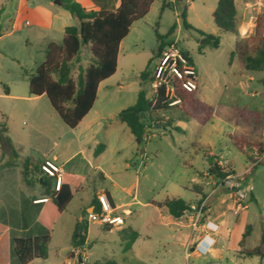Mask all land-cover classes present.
<instances>
[{"label": "rangeland", "instance_id": "rangeland-1", "mask_svg": "<svg viewBox=\"0 0 264 264\" xmlns=\"http://www.w3.org/2000/svg\"><path fill=\"white\" fill-rule=\"evenodd\" d=\"M2 1L0 127L7 128L20 161L30 155L43 158L47 154H58V163H62L78 145L92 160L88 163L78 156L65 163L66 170L83 176V188L55 224L48 258L29 264H264L258 257L240 255L244 248L258 245L263 232L264 155L250 156L251 150L241 152L231 141L233 135L264 140L261 135L264 128V69L248 71L234 55L238 37L219 30L213 20L218 0L177 1L174 7L164 9L163 3L171 0H155L149 13L132 26L123 41L118 72L107 82L109 87L102 86L94 111L75 129L63 122L46 96L38 99L30 95L28 79L40 55L38 49L26 44L24 30L13 32L9 21L13 16V0ZM235 2L238 8L236 21L240 37L244 38L253 34L255 28L244 34L240 0ZM184 6L188 8V28L179 17ZM172 29L174 31L170 33ZM200 31L219 37V46L215 48L211 41H206ZM156 32L166 42L176 38L180 49L189 54L198 75L197 96L211 105L214 113L210 123L200 125L194 120L180 118L176 107L159 112L164 119L169 117L172 125L180 127L181 131L154 126L149 138L138 144L128 126L119 120L118 112L135 104L142 88H147L150 96V81H143L140 74L153 57L150 72L153 73L158 64ZM91 62L89 48H83L71 68V76L76 79ZM99 144L105 145V149L96 160L92 150ZM0 152L1 216L3 209L17 208L23 191L28 188L19 170L20 161L14 159L13 163L11 149L1 136ZM208 154L215 157L212 164L224 166L229 174L234 170L235 174L244 176L242 189L246 196L242 199V208H238L233 190L226 201L218 199L224 192L219 182L227 175L220 177L210 171ZM97 162L102 169L95 168ZM101 172L106 174L105 178ZM201 175L206 177L204 187L214 194L208 200L209 209L202 220L214 212L227 218V222L226 233L219 234L222 242L213 246L219 248L218 251L198 256L192 247L186 250L171 237V227L147 226L146 221L158 213L150 204L151 200L180 196L197 202L199 195L195 185H203ZM106 189L111 192L116 205L130 202L119 207L117 213L125 218L122 226L127 231L131 228L139 232V238L129 247L126 230L121 234L113 227L112 231L104 229L99 235L90 232L83 251H71L77 219L82 214V221H86V206L96 192ZM88 210L92 211V206ZM91 224L94 228V223ZM246 229L250 234L241 247ZM1 247H4L3 243ZM80 256L82 263L78 261Z\"/></svg>", "mask_w": 264, "mask_h": 264}, {"label": "trees", "instance_id": "trees-1", "mask_svg": "<svg viewBox=\"0 0 264 264\" xmlns=\"http://www.w3.org/2000/svg\"><path fill=\"white\" fill-rule=\"evenodd\" d=\"M60 1L62 6L78 21V24L65 29V36L60 45L53 43L48 46L45 60L29 76L28 85L31 96L46 95L63 122L69 128L74 129L93 108L99 85L116 73L121 42L129 35L133 24L145 18L155 0H120L115 10L100 11H88L80 3L72 0ZM176 3L177 0L164 2L162 9L174 7ZM187 12L188 8L184 6L179 14L186 28L189 27ZM237 16L238 8L235 0H218L217 8L213 12L215 25L219 30L230 32L238 37L235 42L234 55L238 56L241 65L246 70L262 71L264 69V11L258 16L253 34L244 38L240 37ZM173 31L172 29L170 33ZM200 33L206 37V41H211L215 48L219 46V37L201 31ZM156 37L158 41L156 55L159 56L169 42L164 41V37L158 32H156ZM86 47L89 48L92 62L85 71H80L75 79L71 76V68L75 60L79 59L82 49ZM185 54L189 56L187 52ZM153 58L140 74L143 81L153 80V73L149 70ZM189 59L193 62L190 56ZM176 98L180 102L175 106H170V100L164 97L162 90L153 99H149L147 88H142L135 104L118 113L119 120L128 126L138 144L149 138L150 129L156 124L164 129L171 128L181 131L180 127L173 126L169 119H164L162 115H159V112L173 107L180 111V118L194 120L200 125H206L212 121L213 108L198 98L197 91H190L179 85L176 89ZM141 112L146 115L143 119ZM0 136L7 142L13 157L17 158L18 153L10 141L6 127H0ZM231 141L241 152L255 150L259 155L264 154V141L260 139L233 135ZM104 148L105 145H98L95 148V154L98 155ZM207 156L215 159L213 155L208 154ZM247 158L250 157L247 156ZM42 163H37L32 157H27L21 164L23 182L28 188L39 185L43 189L42 197L23 195L20 208L2 211L6 219L2 222L11 227L10 256L15 264H29L37 259L48 258V245L52 239L54 226L70 202L83 188V176L65 171L56 189V178L44 174L41 169ZM212 165H215L217 169L210 168V171L217 176L225 177L229 174L217 163ZM233 173L235 174L234 171ZM195 188L198 193L202 194L200 186L195 185ZM41 199L45 200L34 202ZM154 204L158 208H166L175 218L183 216L186 211L190 210V203L181 197H167ZM93 205L96 210L97 200L95 198ZM84 213L87 212L84 211ZM18 230L25 232L20 235L17 234ZM262 230L259 244L250 249L244 248L240 251L241 256L258 257L264 261V224ZM125 232L128 233L129 247H131L138 236L137 232L131 228ZM249 234L246 229L241 240V247L244 246L245 238ZM87 235L88 222H78L73 233V246L83 251Z\"/></svg>", "mask_w": 264, "mask_h": 264}, {"label": "crops", "instance_id": "crops-1", "mask_svg": "<svg viewBox=\"0 0 264 264\" xmlns=\"http://www.w3.org/2000/svg\"><path fill=\"white\" fill-rule=\"evenodd\" d=\"M72 1L80 3L88 11H90V10H94V11L115 10L120 4V0H72ZM251 1L252 0H240V5L242 8V11H241L242 21L244 22V24L242 26L243 28L247 27L249 15L253 11L252 8H250L249 6L246 5L248 2L250 3ZM255 1H257V0H253V2H255ZM253 2H251V3H253ZM12 4H13V16L10 17L9 21H10V24L12 25L13 32L24 30L25 31L24 36H25L26 44L30 45L33 48L35 47V49H38V54L40 55V57L37 58L38 60L35 64V67L33 68L32 72H31V74H33L36 67L45 60L46 50H47L48 46L50 44H53V43L60 45L63 42L64 36H65V29L69 26H76L78 24V22H75L76 19L62 6L61 1H60V3H56V0H13ZM3 7H4V3L2 0H0V12L3 9ZM263 11H264V9H263ZM263 11H262V13H263ZM1 19L2 18L0 17V24H1ZM250 30L252 32L253 29H250ZM123 41L120 44L119 55H118V66H117L116 73L112 77L103 81L99 85L98 93H97V99L93 105V108L82 119V121L79 123V125L82 124L87 119V117L91 114L92 111H94V108H95L96 103L98 101L99 93H100L102 86H105V88H108L109 85L107 84V82L117 74L118 68H119L120 50H121V46H122ZM45 96L46 95L33 96V97L41 99ZM13 97H19V96L13 95ZM243 108H247V107H243ZM166 118L168 119L169 117H166ZM178 119H180V118H178ZM173 126H176V125H173ZM262 130L263 131H262L261 135H262V137H264V128ZM154 134L155 133H153L152 136H154ZM252 139H254V138H252ZM260 140L264 141L263 139H260ZM70 146L71 145L68 144V147H70ZM104 149L98 155L95 154V150L93 149L92 150V156L95 157L96 160H98L102 156V154L104 153ZM90 150H91V148H90ZM0 154H1V152H0ZM249 154H250V156H252L253 154H258V152L255 150H251ZM78 156H81L82 160H84L88 163H90L92 161L89 159V156L87 154H85V152L83 151V149L80 145H78V148L75 151H73L68 156V158H66L62 163H58V161L60 160V156L58 154H52V155L47 154L43 158H35L32 155L27 156V157H32L37 163H42L45 160L53 161L57 165L62 167L63 173H64L65 171H69V170L65 169V166H64L65 163H69L70 161L77 158ZM27 157H25V158H27ZM25 158H23V160ZM14 159H18L20 161V159L18 157L17 158L13 157V163L15 161ZM23 160L20 161L21 164H22ZM220 163H221V166H223L222 165L223 162L221 161ZM21 164L19 167L20 173H21ZM95 168L96 169H102L101 164L99 162H97L95 164ZM223 168H224V166H223ZM232 171H234V170H232ZM69 172L76 173L74 171H69ZM203 172H204V170L199 172V174H201ZM101 174H102L101 176L103 178L106 177V174H104L103 172H101ZM201 178L203 180V185H198V186L201 187L202 194L196 192L199 195V197L196 199L197 202H198V200H200L202 198L203 195H206L210 192L204 187L206 177L201 175ZM248 188H250V187H248ZM42 191H43V189L39 185H35L31 188H28V190H24L23 195H25L26 197L40 198V197H42ZM105 191L107 192L112 203L116 207L119 208L122 205L130 204V202H128V203L116 205L115 200H114L111 192L107 189ZM223 191H224L223 194H220L218 197V199L220 201H226L231 196L230 191L228 189H224ZM99 192H101V191L99 190L98 192H96L94 194L95 199H96V194ZM213 195L214 194L211 195V198ZM75 197H74V199H75ZM177 197H180V196H177ZM93 200L94 199H92L91 202L86 206V212L89 211L88 208L90 206H92V208L94 207ZM163 200H161V201H163ZM20 201H21V199H20ZM20 201L18 203L17 209L20 208L19 207ZM151 201L152 202H150V204H152L156 208V211L158 213H157V216L150 217L146 221L147 226H156V225L159 226V225H161L164 227H169V228L171 227V229H172L171 237L173 239H175L178 243H180L182 246H184L186 250H188L187 249L188 245L191 244L190 248L192 247V249L195 250V253L198 256L200 255V253H205V252L210 253L211 252V253L215 254L218 251L219 248H216V247L213 248V246H215V244H217L218 242H222L221 238L219 237V234H220V232H224V231L226 233V225L225 224L227 222V218L224 219L223 216H218V215L214 214V212L211 215L205 217L203 220V223L206 224L207 222H210V226L212 228H215L216 230L215 231H209V237H210L209 240H204V241L200 242V240L202 239L203 233L193 231V228L191 226L190 217L183 215L179 218H175L174 216H172L168 212V210L166 208H158L154 204V202H161V201H156V200H151ZM186 201H188L190 204L194 203V201H190V200H186ZM71 202H70V204H71ZM69 205H68V207H69ZM63 213L61 214V216L63 215ZM61 216L59 217V219L61 218ZM4 220H6L5 217L3 215H1L0 216V264H10V262H11V256H10L11 227L7 224H4L2 222ZM58 220H57V222H58ZM82 220H83V216L81 214V216H79V218L77 219L75 226L78 222H80ZM94 225H95V227L93 228L92 224L91 225H90V223L88 224V235L86 238L85 245L88 243V236H89L90 232H92L94 235H99L100 232H102L104 229H108L109 231H112L110 228L103 227L100 224L94 223ZM75 226H74L73 233L75 231ZM188 228H190V231L187 230ZM116 229L118 231H120L122 234L125 230V227L121 226V227H117ZM18 232L24 233L25 231L18 230ZM73 233H72V235H73ZM126 234L128 235V233H126ZM137 235L138 236H137L136 240L139 238L140 233L137 232ZM146 237H149L148 234L146 235ZM2 243L4 244V247H1ZM76 249H79V248H75L74 246H72L71 251H74ZM187 255H189L188 252H187Z\"/></svg>", "mask_w": 264, "mask_h": 264}, {"label": "built area", "instance_id": "built-area-1", "mask_svg": "<svg viewBox=\"0 0 264 264\" xmlns=\"http://www.w3.org/2000/svg\"><path fill=\"white\" fill-rule=\"evenodd\" d=\"M237 1V0H236ZM247 6L252 8V13L249 15L247 27L244 34L253 29L256 26L258 16L264 9V0H257L253 3H247ZM181 85L185 89L190 91H197L199 89L197 70L190 61L189 56L185 54L184 50H181L178 46L177 39L174 38L163 49L159 55L158 64L153 71V80L149 86V98L153 99L160 90L163 91V95L167 100H170L169 105L175 106L180 102L176 98V89ZM255 166V163L252 164ZM41 169L44 174L56 178V189L59 187L61 177L63 175V169L55 162L45 160L41 164ZM244 176L241 174H229L219 182V187L223 189L233 190L237 195L238 208H242V199L246 196V193L242 189V181ZM212 193L202 197L199 202L190 204V210L186 211L184 215L190 217L191 226L194 232H202L203 236L200 242L209 240V231H215V228L210 226V222L203 223L202 216L208 211V200ZM45 199L36 200L40 202ZM97 209L92 208V211L86 213V221L88 223H97L103 227L122 226L125 222L123 215L118 214V207H116L106 191H101L96 194ZM209 216V215H208ZM191 244L188 245L189 250Z\"/></svg>", "mask_w": 264, "mask_h": 264}, {"label": "water", "instance_id": "water-1", "mask_svg": "<svg viewBox=\"0 0 264 264\" xmlns=\"http://www.w3.org/2000/svg\"><path fill=\"white\" fill-rule=\"evenodd\" d=\"M177 1H178V2H183L184 0H177ZM56 3H60V1H59V0H56ZM144 117H145V113H144V112H141V118L143 119ZM148 123H150V121H148ZM155 126H156V127H160V125H158V124H156ZM212 161H213L212 158H209V164L212 165ZM211 169H212V170H216L217 167H216L215 165H212V166H211ZM229 191H230V190H229ZM248 191H250L249 188H248ZM78 261H79V263H82V262H83V259H82L81 256L79 257V260H78Z\"/></svg>", "mask_w": 264, "mask_h": 264}]
</instances>
